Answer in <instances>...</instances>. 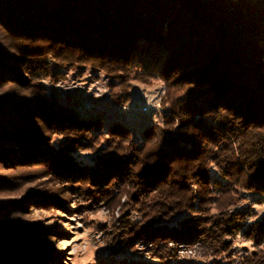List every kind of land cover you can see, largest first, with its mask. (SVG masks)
I'll list each match as a JSON object with an SVG mask.
<instances>
[{"label":"trees","instance_id":"16d2710c","mask_svg":"<svg viewBox=\"0 0 264 264\" xmlns=\"http://www.w3.org/2000/svg\"><path fill=\"white\" fill-rule=\"evenodd\" d=\"M81 68L107 76L120 105L132 80L161 81L162 123L136 139L123 123L106 126L46 94L62 69ZM6 165L40 170L0 175L1 191L51 178L74 200L51 195L46 206L119 207L118 246L199 242L203 255L232 258L241 234L252 249L238 264H264V216L248 196L264 202V0H0ZM45 195L0 202V264H61L43 240L57 230L21 217ZM153 256L177 254L159 247Z\"/></svg>","mask_w":264,"mask_h":264},{"label":"rangeland","instance_id":"374dc122","mask_svg":"<svg viewBox=\"0 0 264 264\" xmlns=\"http://www.w3.org/2000/svg\"><path fill=\"white\" fill-rule=\"evenodd\" d=\"M60 72L64 74V78L57 83H48L46 94L54 92L61 101L76 107L81 114L99 115L106 126L115 121L123 123L129 127L136 139L141 138L142 129L149 123H162L165 111L160 101L165 90L161 81L145 84L132 80L130 101L120 105L110 97L108 87L110 81L107 76L84 68L75 71L62 69ZM77 156L83 162L88 161L83 154ZM14 167L7 165L0 167V175L15 178V176L37 173L40 170L33 166ZM8 189L2 191L0 189V202L21 199L25 193H46L33 202L30 211L21 212L23 215L29 213L21 217L24 221L31 223L39 221L40 226L57 230L56 233H47V237L43 240H48L46 243L56 248L53 253L60 258L61 264H238L239 255L252 249V243L241 234L234 239L232 258H228V255H203L204 249L199 242L181 245V241H172L168 242L167 246L162 243L156 245L147 239L139 238L129 246L124 244L118 246V240H123L124 237L116 235L112 223L119 215V207L112 211L104 206L75 205L74 208L64 212L58 204L46 206L44 204H47V198L51 195L60 196L58 198L62 203L69 202L70 199L74 200L69 191L64 190L51 178L37 181L35 177H22L20 183ZM248 196L253 214L258 218L264 216V202L258 203L257 197ZM124 200L125 197L121 202ZM119 232L125 233L124 230ZM53 236H56L55 241L52 239ZM162 246L175 252L177 257L162 260L153 256L158 252L159 247L165 249ZM49 257L55 256L50 254L47 258ZM57 260L59 262V259Z\"/></svg>","mask_w":264,"mask_h":264}]
</instances>
